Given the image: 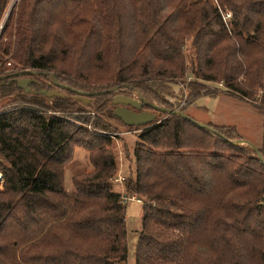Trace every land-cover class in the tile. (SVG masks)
<instances>
[{
	"label": "trees",
	"instance_id": "trees-1",
	"mask_svg": "<svg viewBox=\"0 0 264 264\" xmlns=\"http://www.w3.org/2000/svg\"><path fill=\"white\" fill-rule=\"evenodd\" d=\"M189 70L190 104L216 83L264 110V0L19 1L0 35V99L21 104L0 112V264H126L125 198L143 203L135 264H264V150L261 160L235 145V127L155 111L162 119L130 127L114 115L115 96H141L200 123L169 99V80ZM27 78L29 93L16 81ZM56 82L63 98L42 94ZM77 92L102 94L85 104ZM80 113L136 131L123 192L111 138L87 142ZM76 147L93 171L68 192Z\"/></svg>",
	"mask_w": 264,
	"mask_h": 264
},
{
	"label": "rangeland",
	"instance_id": "rangeland-1",
	"mask_svg": "<svg viewBox=\"0 0 264 264\" xmlns=\"http://www.w3.org/2000/svg\"><path fill=\"white\" fill-rule=\"evenodd\" d=\"M19 1L20 0L9 1L8 8L0 23V35L4 29H2L1 26H5V24L9 22L10 18L12 17L14 8L19 3ZM223 15L225 16V19L229 18L227 13L224 12ZM9 64L11 63H8L7 65L9 66ZM51 78H53V80H56L54 76ZM194 80L195 79L190 74V70L186 73L183 81H181L179 78L169 80L171 82L170 85L174 94V98L169 99L174 104L175 109H180L182 106L186 105L189 114L200 123L213 124L214 126L218 127H235L240 136L245 141L250 142L258 149L264 150V110H260L253 103L244 100L242 97L234 93L229 92V90L225 88L223 84L216 83H205L207 85L206 87L208 91H218V94L216 96L202 95L196 98L192 104H190L192 100L189 99V88L187 83L189 84V82H192ZM134 99H139V97H135ZM8 103L9 99H0V112L2 110L21 105H9ZM82 115L83 114L80 113L77 115V118L72 119L73 123L76 126V129L78 131H81V129H85L88 131V135H90V138L87 140V142L92 141V138H95V140L108 139L107 137L111 138V148L115 152V155L117 154L116 158L118 162V171L116 175L128 177L126 174L128 162L125 159L124 146L126 142L127 147L130 149V151H132L136 141V131L128 132V130L122 129L120 125L117 124L115 126L117 129H119L120 133H114L113 130H101L89 124L88 122L86 123L83 120V117L85 116L82 117ZM93 115H95V113ZM159 117L158 120L162 119V117ZM234 144L240 145L238 144V141ZM242 145L251 147L246 143H242ZM1 161L2 159H0V162ZM92 171L93 167L89 161V153L85 151L84 148L76 147L72 160L67 164L65 169L66 190L68 192L73 191V176L91 173ZM115 177L114 179H112V182L115 185V189L123 192L124 184L114 182ZM2 184L3 182L1 181L0 188ZM142 209L143 203L138 202L134 199H130L129 201H127L129 255L126 264H135L137 239L139 231L141 230Z\"/></svg>",
	"mask_w": 264,
	"mask_h": 264
},
{
	"label": "water",
	"instance_id": "water-1",
	"mask_svg": "<svg viewBox=\"0 0 264 264\" xmlns=\"http://www.w3.org/2000/svg\"><path fill=\"white\" fill-rule=\"evenodd\" d=\"M29 73L36 74V72H34V71H30ZM4 78L5 77H1L0 79H4ZM16 81H17V85H18L19 89H22V90L26 91L27 93L30 92L31 80L20 79V80H16ZM55 84H57L60 88L65 87L64 85L58 84L57 82ZM112 91L114 92V90H108L107 93H110ZM42 94H44L45 96H47L49 98H54V97L63 98L64 97V95L62 93H60L59 90L42 92ZM77 94H78V97H77L78 100L82 101L85 104H89L91 96H99L102 93L101 92H94V93L77 92ZM113 104H114V106H116V109L114 111L115 117L119 118L126 126L143 127L145 125L154 123L157 120V113H149V112L137 113L134 110H130L127 108L128 106H131L135 109L140 110V109H142L143 106H147L155 112L181 115V116L185 117L186 119H188L189 121L197 123V125H199L200 127H204L206 129H211L209 126H207L203 123H198V122L194 121L192 118L178 113L177 110H169V109L157 106L153 103L148 102L146 99H144L141 96H139V99H134V98L127 97L124 95H117L113 99ZM242 143L249 144L258 153L259 158L262 160V156H261L258 148H256L253 144H251L248 141H245V140L238 141V144H242Z\"/></svg>",
	"mask_w": 264,
	"mask_h": 264
},
{
	"label": "flooded vegetation",
	"instance_id": "flooded-vegetation-1",
	"mask_svg": "<svg viewBox=\"0 0 264 264\" xmlns=\"http://www.w3.org/2000/svg\"><path fill=\"white\" fill-rule=\"evenodd\" d=\"M28 80H31V84H30V89H31V86L33 85V79L32 78H27ZM52 86V85H51ZM60 87L57 85L56 86V88H55V90H59L60 91ZM31 91V90H30ZM35 91V90H34ZM124 96H126V95H124ZM128 109H130V110H134L135 112H137V113H141V112H149V113H155L154 111H152V110H146V109H144V106L142 107V109H140V110H138V109H135V108H133V107H131V106H128L127 107ZM157 118H158V115H157Z\"/></svg>",
	"mask_w": 264,
	"mask_h": 264
},
{
	"label": "built area",
	"instance_id": "built-area-1",
	"mask_svg": "<svg viewBox=\"0 0 264 264\" xmlns=\"http://www.w3.org/2000/svg\"><path fill=\"white\" fill-rule=\"evenodd\" d=\"M228 16L230 17V15H228ZM1 28L3 29V28H4V25L1 26ZM9 66H11V64H9ZM125 181H126V177H124V176H118V175H117V176L115 177V181H114V182L123 184ZM132 199L135 200V198H132ZM127 201H129V199L125 198V202H124V204H126ZM138 202H140V201H138Z\"/></svg>",
	"mask_w": 264,
	"mask_h": 264
},
{
	"label": "bare ground",
	"instance_id": "bare-ground-1",
	"mask_svg": "<svg viewBox=\"0 0 264 264\" xmlns=\"http://www.w3.org/2000/svg\"><path fill=\"white\" fill-rule=\"evenodd\" d=\"M0 180H1V175H0Z\"/></svg>",
	"mask_w": 264,
	"mask_h": 264
}]
</instances>
